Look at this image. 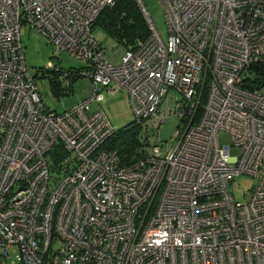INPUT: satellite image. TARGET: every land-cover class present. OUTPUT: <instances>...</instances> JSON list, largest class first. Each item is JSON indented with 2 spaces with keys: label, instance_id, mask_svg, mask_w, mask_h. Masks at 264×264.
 Segmentation results:
<instances>
[{
  "label": "built area",
  "instance_id": "obj_1",
  "mask_svg": "<svg viewBox=\"0 0 264 264\" xmlns=\"http://www.w3.org/2000/svg\"><path fill=\"white\" fill-rule=\"evenodd\" d=\"M135 1L148 38L108 51L92 26L115 0H0V258L15 246L23 264H264V84L245 86L264 64V0H159L165 41ZM23 26L87 63L89 97L46 109ZM103 88L126 92L146 134L130 163L106 146L115 129L104 110L91 109ZM168 99L181 126L161 154L149 137ZM240 175L255 184L237 200Z\"/></svg>",
  "mask_w": 264,
  "mask_h": 264
},
{
  "label": "rangeland",
  "instance_id": "obj_2",
  "mask_svg": "<svg viewBox=\"0 0 264 264\" xmlns=\"http://www.w3.org/2000/svg\"><path fill=\"white\" fill-rule=\"evenodd\" d=\"M144 5L149 14L153 17L158 33L165 41L168 33L165 24V14L161 3L159 0H145ZM92 33L108 51L109 49L120 50V47H116L114 41L108 38L102 31L95 29ZM20 38L26 67L31 76L35 78L36 86L41 95L43 104L47 109L61 113L63 110L71 108L76 103L92 94V82L87 76L83 75L84 72H90L87 63L73 58L64 51L56 54L46 36L34 28L23 26L20 29ZM48 64L53 65V68L49 67L52 70L62 69L63 72L65 71L67 73H70L68 72L69 70L73 72H75V70L81 71V77L72 81V92H69V95H55L52 92L51 84L47 78L48 73H44ZM42 74H45V76L43 77ZM63 79L64 76L62 75L61 83ZM101 92L103 94V100L100 104L93 103L91 109L95 110L101 107L115 130L127 126L135 119L126 92L120 90L115 94H109L104 88ZM176 106L177 102L174 99H168L164 103L161 109L164 122L160 125L159 129L152 135L150 134L149 137V142L152 145L157 142L158 137H160L161 145L159 149L161 154H166L176 146L177 138L175 134L181 126L180 118L173 112ZM218 135L221 146L231 145L230 137L226 132L220 131ZM240 154V148L235 146L229 147L228 155L231 160L237 158ZM254 184L255 180L251 177L240 175L231 182L229 191L234 194L235 199L241 200L243 197L242 192L247 195L248 189ZM58 246L59 241L54 242L53 247L55 248ZM21 262L18 248L15 246L9 249V255L4 262L0 258V264H21Z\"/></svg>",
  "mask_w": 264,
  "mask_h": 264
},
{
  "label": "trees",
  "instance_id": "obj_3",
  "mask_svg": "<svg viewBox=\"0 0 264 264\" xmlns=\"http://www.w3.org/2000/svg\"><path fill=\"white\" fill-rule=\"evenodd\" d=\"M95 29L102 31L114 41L116 47L122 49L135 48L149 36V28L135 0H115L113 6L104 8L96 18L92 26V30ZM253 68L255 82L245 85L249 89L264 84V64L254 65ZM62 71V69L57 71L49 68L44 70V73H48L47 78L55 95H69L72 92V81L82 75L79 70L75 72L69 70L70 80L64 85L60 78ZM42 76L44 77L45 74ZM198 111L200 112V109ZM140 136H143L141 126L134 119L127 126L115 130L114 135L106 142V146L118 150L122 163H130L131 156L136 154L140 147L148 144L146 134L143 139ZM55 150L57 156L64 155L59 147ZM1 260L4 262L3 259Z\"/></svg>",
  "mask_w": 264,
  "mask_h": 264
}]
</instances>
